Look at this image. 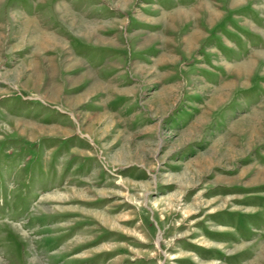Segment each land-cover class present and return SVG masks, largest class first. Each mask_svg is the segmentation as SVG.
I'll list each match as a JSON object with an SVG mask.
<instances>
[{"label":"rangeland","instance_id":"374dc122","mask_svg":"<svg viewBox=\"0 0 264 264\" xmlns=\"http://www.w3.org/2000/svg\"><path fill=\"white\" fill-rule=\"evenodd\" d=\"M263 116L264 0H0V264H264Z\"/></svg>","mask_w":264,"mask_h":264},{"label":"bare ground","instance_id":"6f19581e","mask_svg":"<svg viewBox=\"0 0 264 264\" xmlns=\"http://www.w3.org/2000/svg\"><path fill=\"white\" fill-rule=\"evenodd\" d=\"M207 8L209 7L207 4L205 5ZM65 9V8H64ZM61 12L63 11V9H61L60 10ZM66 13V12H65ZM68 15V14H67ZM72 20V23L74 24L75 22H74V19H71ZM90 26V25H89ZM84 29V28H83ZM88 30L89 31H91L92 33H94V28H92V27H88ZM196 36V35H195ZM52 39V38H51ZM194 37L193 38H190L189 40H191V45H192V43L194 42ZM49 40V39H48ZM50 42V41H49ZM238 71H239V73L241 74V72L242 71H247L248 70V65H244V66H242L241 68H238L237 69ZM224 91H222V92H220V94H218L217 95V97H216V100H219V101H222L223 99H224V93H223ZM261 117V116H260ZM260 117L258 116V118L260 119ZM264 117V116H263ZM258 121V120H257ZM259 121H262V120H259ZM253 124V123H252ZM250 128V127H249ZM247 131V130H246ZM253 139H256V136H252V140ZM235 152V151H234ZM259 176L258 177H261L262 178V176H264V173L263 172H260L259 174H258ZM258 179V178H257Z\"/></svg>","mask_w":264,"mask_h":264},{"label":"crops","instance_id":"0c3cea01","mask_svg":"<svg viewBox=\"0 0 264 264\" xmlns=\"http://www.w3.org/2000/svg\"><path fill=\"white\" fill-rule=\"evenodd\" d=\"M148 23H152V22H148ZM154 24H157V23H155V22H153ZM160 23V22H159ZM158 23V24H159ZM161 24V23H160ZM167 33L166 34H168L169 35V31H168V29L167 30H165ZM105 35H108L107 33L105 34ZM106 37H108V36H106ZM195 37V36H194ZM103 46V47H102ZM102 46H100L101 47V49H104V50H106V49H114V48H120V47H117V46H115V45H102ZM138 50H144V49H138Z\"/></svg>","mask_w":264,"mask_h":264}]
</instances>
